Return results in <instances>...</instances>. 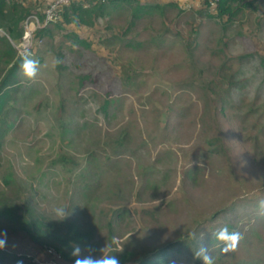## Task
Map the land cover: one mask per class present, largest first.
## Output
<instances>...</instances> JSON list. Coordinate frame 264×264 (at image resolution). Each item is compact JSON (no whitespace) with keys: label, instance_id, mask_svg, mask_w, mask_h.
Returning a JSON list of instances; mask_svg holds the SVG:
<instances>
[{"label":"rangeland","instance_id":"1","mask_svg":"<svg viewBox=\"0 0 264 264\" xmlns=\"http://www.w3.org/2000/svg\"><path fill=\"white\" fill-rule=\"evenodd\" d=\"M258 4L225 26L190 1L149 9L132 25L126 4L92 27L51 23L52 35L31 55L36 78L20 70L0 115V251L10 254L3 264H17L12 255L22 251L61 254L45 233L70 236L71 224L86 234L65 250L78 245L81 256L121 260L129 252L135 264L173 244L164 264H203L194 256L200 247L214 264H264V0ZM3 10L0 23H13L9 6ZM16 29L11 43L22 34ZM4 49L0 43V55ZM228 70L233 85L223 79ZM58 206L70 215L58 220ZM5 210L40 222V240ZM225 225L244 236L229 254L213 235Z\"/></svg>","mask_w":264,"mask_h":264},{"label":"trees","instance_id":"2","mask_svg":"<svg viewBox=\"0 0 264 264\" xmlns=\"http://www.w3.org/2000/svg\"><path fill=\"white\" fill-rule=\"evenodd\" d=\"M33 1V0H31ZM9 2V3H8ZM27 0H0V12L4 14V7L9 6L11 9L12 17H15L13 23H0L3 26L4 30L6 31V36H1L0 40L5 43V49L2 51L0 55V63L5 64V68L0 70V115L4 111V109L10 105L8 104L9 101L7 100L8 95L11 93V88L9 87L11 84L17 83V80L14 82L11 80L12 77H15L17 71L21 68V64L24 60V57H20L18 55L17 50L14 48L13 44L7 38L10 36L12 39L17 37V26L21 28V23L24 20L25 16L30 13L31 11H40L42 8L39 1L34 0L33 4L26 3ZM188 3V1L184 0H170L167 1V4H160L153 1L147 0H73L69 4L63 6L61 11V16L58 20L55 21V26L61 29L66 28L71 23H74L76 26H95L98 24V21L102 18H106L112 13L113 10L117 9L118 6H122L126 4L129 6V9H132L133 17L131 19L130 24L135 23V19L139 18L140 15L149 11V9H159L164 12L163 9L167 6H183ZM135 4V5H134ZM258 0H218L215 5L212 4L211 0H201L200 10L207 12L209 17L217 19L218 22L223 23L224 26L228 24H232L236 22L238 16L245 10V9H256L258 8ZM183 9V8H181ZM141 12V13H140ZM78 27V28H79ZM106 27H110L106 25ZM53 28V29H54ZM128 28L123 31V35L127 34ZM120 33H114V37H123ZM52 35V28L47 27L45 29H41L37 32L38 37H48ZM69 36L79 37L77 34H69ZM20 37V36H18ZM79 42L87 43L85 40H80ZM129 43L133 44V40L129 39ZM191 43L187 44L189 49ZM135 46V45H134ZM39 51L37 50L36 55ZM191 53V52H190ZM253 56V54H247L243 56V58H247ZM264 61V58H262ZM59 66H61L59 64ZM225 67V64L223 68ZM228 72L223 75L224 80H228L230 85L235 84L237 81L235 79V73ZM88 76L85 75V78ZM129 85L131 84V78L129 77ZM131 80V81H130ZM128 82V81H127ZM227 91L229 88L227 87ZM66 99H61L62 104H65ZM112 99H107L106 103L102 108L107 110L109 102ZM1 129V127H0ZM2 215L6 216L8 219H11L15 223H18L20 228L26 232L30 237H32L35 241H39V234H42V227L40 222H37L35 219H30L29 217H22L19 213H15L14 211L5 210L2 212ZM35 229L37 233H35ZM48 233H45V236L49 239V241L59 242L61 246L58 248L61 252L63 258L69 262H75L77 259L72 253L65 250V247L70 246L71 239H75L79 241L86 233H83L78 225L71 224L70 231L68 230L66 235H60L58 232H51V230L47 229ZM174 247L173 244L168 246H164L161 249H158L154 253L147 255L146 257H142L136 261L135 264H164L169 261L170 251ZM10 254L0 251V264L4 263V258L8 257L10 259ZM11 261L17 264H31L30 261L25 260L24 258H20L18 256L12 255ZM131 256H129V252H125L121 256L120 264H128ZM17 260V261H15Z\"/></svg>","mask_w":264,"mask_h":264},{"label":"built area","instance_id":"3","mask_svg":"<svg viewBox=\"0 0 264 264\" xmlns=\"http://www.w3.org/2000/svg\"><path fill=\"white\" fill-rule=\"evenodd\" d=\"M41 4L40 11H31L28 13L21 23L22 34L19 40H12L13 45L16 47L18 55L20 57H27L35 54L38 47L42 45L43 38L37 36V32L41 29H45L55 22L61 16V11L64 5L69 4L73 0H37ZM190 1V3H198L201 0H184ZM215 5L218 0H211ZM46 251L44 255L40 251L38 253L35 250L32 252L22 251L17 253L18 257L28 258L31 264H69L63 261L62 255L57 251L48 248L43 249ZM15 253V254H16Z\"/></svg>","mask_w":264,"mask_h":264},{"label":"clouds","instance_id":"4","mask_svg":"<svg viewBox=\"0 0 264 264\" xmlns=\"http://www.w3.org/2000/svg\"><path fill=\"white\" fill-rule=\"evenodd\" d=\"M61 61L56 59L54 65L60 64ZM39 61L31 58V55L25 57L21 64V71L23 76L28 80H34L38 74ZM259 214L264 216V199L258 201ZM54 215L58 220H63L70 215L67 207L58 206L54 210ZM194 235V234H193ZM215 240L218 242V247L222 254H229L237 251L241 241L244 239L243 234L237 230H230L227 225L222 226L213 234ZM5 246V241L0 240V248ZM73 255L78 257L75 264H120L119 259L115 255L108 256H81V249L77 245L74 247ZM195 258L201 259L203 264H214L213 257L205 247H200L194 254Z\"/></svg>","mask_w":264,"mask_h":264},{"label":"crops","instance_id":"5","mask_svg":"<svg viewBox=\"0 0 264 264\" xmlns=\"http://www.w3.org/2000/svg\"><path fill=\"white\" fill-rule=\"evenodd\" d=\"M27 1H29V0H27ZM147 1H153V2H154V1H157V0H147ZM1 36H4V35H2V34L0 33V37H1ZM0 43H4V42H2V41L0 40ZM4 44H5V43H4ZM5 46H6V45H5ZM20 70H21V68L19 69V71H17L16 76H15V77H12L11 80H12L13 82H14L15 80L18 81V80L20 79V75H19ZM14 84H15V83H14ZM14 84H11L9 87H10V88H13V87H14V86H13Z\"/></svg>","mask_w":264,"mask_h":264}]
</instances>
